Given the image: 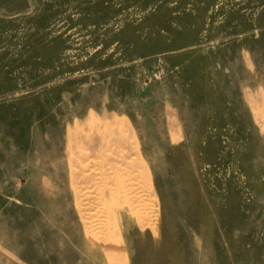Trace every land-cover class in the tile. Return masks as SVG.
Returning <instances> with one entry per match:
<instances>
[{"label":"rangeland","instance_id":"obj_1","mask_svg":"<svg viewBox=\"0 0 264 264\" xmlns=\"http://www.w3.org/2000/svg\"><path fill=\"white\" fill-rule=\"evenodd\" d=\"M0 264H264V0H0Z\"/></svg>","mask_w":264,"mask_h":264}]
</instances>
